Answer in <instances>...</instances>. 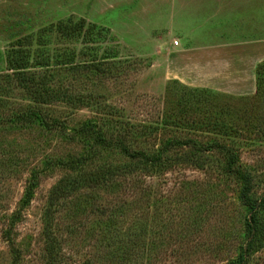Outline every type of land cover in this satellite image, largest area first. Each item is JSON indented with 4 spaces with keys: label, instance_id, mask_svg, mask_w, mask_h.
<instances>
[{
    "label": "rangeland",
    "instance_id": "1",
    "mask_svg": "<svg viewBox=\"0 0 264 264\" xmlns=\"http://www.w3.org/2000/svg\"><path fill=\"white\" fill-rule=\"evenodd\" d=\"M220 5L216 0H0V264L50 263L44 235L48 197L55 184L77 172L46 167L88 154L86 172L126 169L52 207L55 264H228L235 257L246 214L239 183L223 172L222 152L195 148L212 141L233 148L253 177V195H264V87L256 95L255 82L252 94L236 96L194 78L183 82L174 78L179 68L168 59L174 42L194 50L247 37L246 21L259 18L260 3L253 13L245 0ZM80 21L85 25L78 35H65L57 26ZM19 54L26 59L27 80L49 94L42 104L32 101L12 70ZM30 107L62 127L47 132L17 122L14 116ZM86 122L131 151L163 149L162 165L143 168L119 148H100L93 135L77 134ZM226 123L237 124V130L219 129ZM31 171L40 172L39 184L5 240ZM248 264H264V247Z\"/></svg>",
    "mask_w": 264,
    "mask_h": 264
},
{
    "label": "trees",
    "instance_id": "2",
    "mask_svg": "<svg viewBox=\"0 0 264 264\" xmlns=\"http://www.w3.org/2000/svg\"><path fill=\"white\" fill-rule=\"evenodd\" d=\"M85 22L80 21L77 23L71 24H60L57 25L59 29H61L62 33L65 35H78L82 33V29L84 28ZM20 60H14V64H11L12 70H16L19 73V80L21 86L26 90V92L32 95V101L42 104L45 97H48L49 94L45 92H40L39 88L33 87L32 84L27 80V76L25 74V69L27 68L26 59L24 56L18 55ZM28 61V60H27ZM255 82H256V95H260L263 91L264 87V61L258 64L255 70ZM197 92V90H191ZM42 95H46L43 96ZM15 119L19 123H35L42 128L43 130L50 132L53 130L60 129L63 125L59 120L49 119L45 116H42L41 112L32 109L25 110L20 114H16ZM0 118V123H1ZM247 121H244L242 126H245ZM235 125V126H234ZM93 124L89 122L84 123L80 129L77 131V134L81 137H88L90 135L94 136V142L99 145L100 148L105 150L112 148H119L123 151L125 156L130 158L131 160H140L141 167H156L161 166L163 163L161 152L163 149L151 152V153H143V152H134L131 151L122 141H113L111 138L105 137L101 132L96 130ZM216 126V124H215ZM230 126V127H228ZM241 126V125H238ZM220 127V126H219ZM237 127V124H228L225 126H221L219 129L223 128L225 131L229 130L232 132ZM146 129V127H145ZM216 129H214L215 131ZM237 130V128H236ZM235 130V132H236ZM237 133V132H236ZM227 135V134H223ZM188 142H182V146H186ZM170 141L167 142V145L164 147L168 149ZM194 142H189V146L194 147ZM172 145V144H171ZM170 145V146H171ZM210 146H204L195 148L196 151H207L208 149H216V151H220L223 153V156L226 157L223 164V172L235 179L239 183V188L237 191V196L240 204L245 209V217L243 220L242 226V241L237 248V252L235 257L229 261L228 264H248L250 257L261 250L264 247V195L254 196V180L250 173L243 170L239 165V156L226 144H222L219 142H211ZM193 149V150H195ZM92 158L91 155H74L64 159H57L54 162H48V166L46 169H49L51 166H56L60 168H64L67 171L76 173V177H71L68 175L67 177L62 178L57 184H55L49 194L48 197V208L46 209L44 215V232H45V240L47 243V252L49 254V264H55L54 258V250L56 249L54 246L57 244L56 238L53 237V227L51 222L52 216V207L55 205L57 201L61 198H67L72 194L73 191H76L82 187H97L106 182H109L111 178H113L117 173L125 172V166L117 167V166H108V167H99L95 171L89 170V172L84 171V168L87 167L89 160ZM131 166V164H129ZM128 166V167H129ZM129 170L132 168L129 167ZM120 171V172H119ZM40 172L31 171L30 178L28 180V184L25 187L23 198L20 201L19 208L16 212H14L9 219V227L7 230L3 232V239L8 240L10 238L11 228L15 223L19 222L21 219L22 212L29 206L31 203L35 190L39 184ZM78 191V190H77ZM16 258H18V253L15 252ZM14 256V257H15ZM15 264V260L13 261ZM84 264H90L89 262H85Z\"/></svg>",
    "mask_w": 264,
    "mask_h": 264
},
{
    "label": "crops",
    "instance_id": "3",
    "mask_svg": "<svg viewBox=\"0 0 264 264\" xmlns=\"http://www.w3.org/2000/svg\"><path fill=\"white\" fill-rule=\"evenodd\" d=\"M234 1V2H233ZM222 5V0H216ZM228 3H243L244 0H226ZM246 8L253 13L254 4L260 3L259 18L246 21L247 37L226 43L224 41L210 46L191 50L190 47L173 45L168 59L176 66L177 76L183 82L196 81L205 87L215 88L233 95L252 94L255 91V66L264 60V0H245ZM220 5V6H221ZM222 7L219 12L223 11ZM241 9V6L234 7ZM260 20V22L257 20ZM250 19V18H249ZM192 58V59H191ZM188 59L192 62H188ZM186 70L187 74L183 73ZM227 84V88L225 87ZM220 85L222 89H220Z\"/></svg>",
    "mask_w": 264,
    "mask_h": 264
},
{
    "label": "built area",
    "instance_id": "4",
    "mask_svg": "<svg viewBox=\"0 0 264 264\" xmlns=\"http://www.w3.org/2000/svg\"><path fill=\"white\" fill-rule=\"evenodd\" d=\"M178 43L177 42H174V45H177Z\"/></svg>",
    "mask_w": 264,
    "mask_h": 264
}]
</instances>
